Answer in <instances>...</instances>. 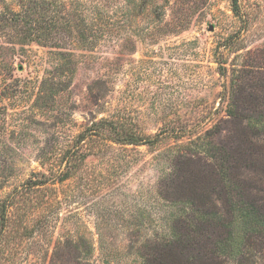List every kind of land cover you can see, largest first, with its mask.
Wrapping results in <instances>:
<instances>
[{"label":"rangeland","instance_id":"rangeland-1","mask_svg":"<svg viewBox=\"0 0 264 264\" xmlns=\"http://www.w3.org/2000/svg\"><path fill=\"white\" fill-rule=\"evenodd\" d=\"M58 1L77 25L96 20L93 45L76 42L65 24L66 41H45L22 9L31 0H0V203L34 173H57L55 185L34 195L38 208L27 216L19 205L16 221L0 233V264H53L58 245L63 253L82 239L95 249L89 261L105 264L102 238L123 263L136 264L143 243L191 214L194 194L229 218L225 181L237 206L246 192L264 205V134L249 135L254 113L238 123L242 115L232 107L236 86L250 90L264 79V0ZM59 52L73 53L71 65L59 68ZM115 117L155 142L87 141L78 169L55 180L77 136ZM223 156L232 158L225 179L215 160ZM190 177L192 184L183 182ZM22 218L34 225L32 235ZM243 219L233 232L246 240L253 226ZM84 255L57 264H87Z\"/></svg>","mask_w":264,"mask_h":264},{"label":"trees","instance_id":"trees-1","mask_svg":"<svg viewBox=\"0 0 264 264\" xmlns=\"http://www.w3.org/2000/svg\"><path fill=\"white\" fill-rule=\"evenodd\" d=\"M22 9L27 13L30 20H37L40 24L41 38L45 41H66L62 37V31H65L63 24L70 29L69 33L75 32L76 42L91 43L94 42L93 36L90 37V33L94 34L98 31L96 26V20L91 22L83 20L82 25H77L76 21L69 15L71 10L67 4H63L58 0H31L30 4L25 5L22 3ZM20 15L19 13L16 14ZM83 28V30H82ZM74 35V34H73ZM70 35V36H73ZM95 37V36H94ZM92 38V39H91ZM59 60L62 62L60 69L65 66L71 65L67 56L72 58L73 53L59 52L57 54ZM219 73L221 75L227 74V67L225 63L218 61ZM58 68V70H59ZM72 72V71H71ZM242 79L243 77H239ZM257 86L250 88L247 86H236L234 89V100L232 107L236 108L232 112L237 118L236 121L240 123L244 114L247 111H251L254 115H250L248 118L249 125L248 130L253 132L252 136L259 137L264 134V79L259 78ZM58 84H63L61 80ZM64 86L60 91H65ZM93 95V92L91 91ZM247 94V96H246ZM94 98H104V94L93 95ZM236 99V100H235ZM111 142L116 145H132L142 146L155 142V139L137 134L132 129L126 128V124L119 118H103L96 120L91 126L87 127L84 132L77 136V141L66 152L64 159L66 160V168L62 171L58 177L55 178L59 182H64L69 179L71 173L78 169L79 162L86 159V154L82 152L83 144L85 142ZM88 146V145H87ZM236 153V152H235ZM215 156V155H213ZM175 157V156H174ZM174 157L172 158L173 160ZM171 159V160H172ZM179 158H176L175 162H178ZM216 161H221V170L223 165L232 162V158L229 156H223L216 158ZM226 171H222L225 179ZM53 175L57 173H51V176L47 173H34L25 183L20 187L12 191L3 201L0 203V233L4 234L7 229L16 221V208L20 205H26L29 210L27 213L33 212L39 205L38 197L34 196L38 192L44 191L48 185H55L50 183ZM173 177L178 180L179 175L174 174ZM193 177H190L184 183H191ZM227 182V181H225ZM223 185L224 194H226L227 202V214L228 218L217 213L215 209L208 206V203L201 195L194 194L197 203L191 214H184L174 217L173 226L170 228L169 233L163 235H156L153 239H148L143 243L136 252L138 261L136 264H172L173 260L179 261L178 258H187L194 260V262H188V264H196L195 261H199L198 264H264V205L259 203L250 196L249 192L244 193L243 197H247V202L239 201L238 206L233 197V189L228 183ZM192 184V183H191ZM195 202V201H194ZM23 208L21 207V210ZM240 212V214H239ZM238 213V214H237ZM244 218L242 221L246 225L253 226V229L248 233L246 240H241L237 237V233H234L233 227L237 225L238 221ZM22 226H24V233L32 235L34 232V225L27 223L25 218L21 220ZM36 224H41L43 221L38 218ZM9 233V232H8ZM100 237H103L100 234ZM77 244L69 245L63 250L64 254L60 252V246L58 245L54 249L53 264L57 262H66V260L75 258L81 262L83 254L87 259L83 260L87 264H92L89 258L94 256V246L88 243L85 239H82ZM174 251H178L177 256L174 255ZM100 254L102 257H106L105 264H126L123 263L118 257L119 254H113L112 251H108L105 247V242L100 243ZM118 252V251H117ZM89 257V258H88ZM114 260V261H112ZM180 262V261H179ZM178 264H183L182 262Z\"/></svg>","mask_w":264,"mask_h":264}]
</instances>
